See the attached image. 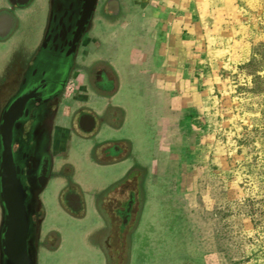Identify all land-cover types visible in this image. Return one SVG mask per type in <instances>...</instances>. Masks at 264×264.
I'll return each mask as SVG.
<instances>
[{"label": "flooded vegetation", "instance_id": "1", "mask_svg": "<svg viewBox=\"0 0 264 264\" xmlns=\"http://www.w3.org/2000/svg\"><path fill=\"white\" fill-rule=\"evenodd\" d=\"M32 1L0 7V26L11 23L0 41ZM150 1L47 0L36 41L0 72V264L58 250L55 212L92 221L102 264L121 263L147 221L171 232L173 146ZM131 101L145 113L138 140L126 134Z\"/></svg>", "mask_w": 264, "mask_h": 264}, {"label": "rangeland", "instance_id": "2", "mask_svg": "<svg viewBox=\"0 0 264 264\" xmlns=\"http://www.w3.org/2000/svg\"><path fill=\"white\" fill-rule=\"evenodd\" d=\"M46 5L33 0L14 10L17 26L0 41V72L15 47L36 41ZM148 10L162 61L177 215L170 234L147 221L121 263L112 257L111 264H264V220L255 228L251 219L264 188V0L180 7L151 0ZM127 104L126 134L138 140L145 113ZM92 175L86 179L96 184ZM55 218L63 224L61 243L40 264H102L92 221H65L62 212Z\"/></svg>", "mask_w": 264, "mask_h": 264}, {"label": "trees", "instance_id": "3", "mask_svg": "<svg viewBox=\"0 0 264 264\" xmlns=\"http://www.w3.org/2000/svg\"><path fill=\"white\" fill-rule=\"evenodd\" d=\"M253 203H256V207H253V211L251 212V215H253V226L256 228V225H260V221L264 220V188H263V194L260 198L254 199L252 201ZM256 216V218H254Z\"/></svg>", "mask_w": 264, "mask_h": 264}, {"label": "crops", "instance_id": "4", "mask_svg": "<svg viewBox=\"0 0 264 264\" xmlns=\"http://www.w3.org/2000/svg\"><path fill=\"white\" fill-rule=\"evenodd\" d=\"M162 1H163L165 6H168L169 4H175L176 3L180 7L181 5L183 6L184 4H186V5H188V4L196 5L197 3L200 4V2H202L203 0H162ZM198 1H200V2H198Z\"/></svg>", "mask_w": 264, "mask_h": 264}, {"label": "water", "instance_id": "5", "mask_svg": "<svg viewBox=\"0 0 264 264\" xmlns=\"http://www.w3.org/2000/svg\"><path fill=\"white\" fill-rule=\"evenodd\" d=\"M11 28V23L9 22V24H6L5 26H0V36L5 35ZM12 215V214H11Z\"/></svg>", "mask_w": 264, "mask_h": 264}]
</instances>
